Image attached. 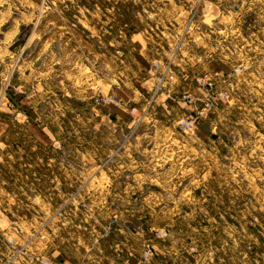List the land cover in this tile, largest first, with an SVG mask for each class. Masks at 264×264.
<instances>
[{
	"label": "rangeland",
	"instance_id": "374dc122",
	"mask_svg": "<svg viewBox=\"0 0 264 264\" xmlns=\"http://www.w3.org/2000/svg\"><path fill=\"white\" fill-rule=\"evenodd\" d=\"M0 264H264V0H0Z\"/></svg>",
	"mask_w": 264,
	"mask_h": 264
}]
</instances>
